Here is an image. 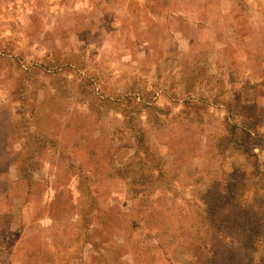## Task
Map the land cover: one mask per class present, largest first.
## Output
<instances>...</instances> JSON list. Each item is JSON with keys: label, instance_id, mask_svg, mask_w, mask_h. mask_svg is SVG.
I'll use <instances>...</instances> for the list:
<instances>
[{"label": "rangeland", "instance_id": "rangeland-1", "mask_svg": "<svg viewBox=\"0 0 264 264\" xmlns=\"http://www.w3.org/2000/svg\"><path fill=\"white\" fill-rule=\"evenodd\" d=\"M263 253L264 0H0V264Z\"/></svg>", "mask_w": 264, "mask_h": 264}, {"label": "trees", "instance_id": "trees-1", "mask_svg": "<svg viewBox=\"0 0 264 264\" xmlns=\"http://www.w3.org/2000/svg\"><path fill=\"white\" fill-rule=\"evenodd\" d=\"M217 213H222L223 211L222 210H219L217 209L216 210ZM244 222V223H243ZM220 223V221H219ZM229 223V224H228ZM249 222L248 221H239V220H233V221H230L228 220L227 221V225H230V227H235V229L237 231H241L240 233H238L239 235V239H240V242L243 243V244H247L249 246H253L254 243L257 241V238L259 235H257L256 232H254L253 230H245V226H247ZM243 224V225H242ZM250 224V223H249ZM248 224V225H249ZM235 231V230H234ZM264 254V253H263ZM264 259V258H263Z\"/></svg>", "mask_w": 264, "mask_h": 264}]
</instances>
